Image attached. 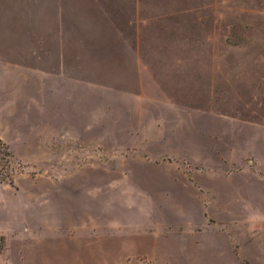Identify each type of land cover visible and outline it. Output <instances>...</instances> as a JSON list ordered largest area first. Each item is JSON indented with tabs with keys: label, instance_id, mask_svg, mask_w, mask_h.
<instances>
[{
	"label": "rangeland",
	"instance_id": "1",
	"mask_svg": "<svg viewBox=\"0 0 264 264\" xmlns=\"http://www.w3.org/2000/svg\"><path fill=\"white\" fill-rule=\"evenodd\" d=\"M0 264H264V0H0Z\"/></svg>",
	"mask_w": 264,
	"mask_h": 264
}]
</instances>
